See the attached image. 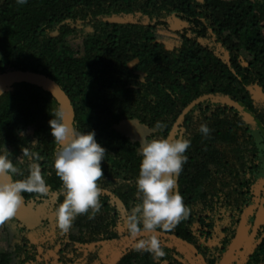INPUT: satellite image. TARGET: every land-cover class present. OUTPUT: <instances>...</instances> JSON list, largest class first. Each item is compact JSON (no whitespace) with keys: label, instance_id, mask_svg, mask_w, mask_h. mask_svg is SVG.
Wrapping results in <instances>:
<instances>
[{"label":"trees","instance_id":"1","mask_svg":"<svg viewBox=\"0 0 264 264\" xmlns=\"http://www.w3.org/2000/svg\"><path fill=\"white\" fill-rule=\"evenodd\" d=\"M163 31L179 44L169 47ZM14 71L65 97L29 80L0 87V146L24 175L18 158L36 139L50 185L57 110L70 129L94 131L106 153L95 218L78 215L62 232L55 217L36 243L15 236L0 264H227L244 228L251 248L231 264H264V0H0V75ZM125 119L147 127L146 139L191 141L175 185L190 211L173 231H156L163 256L134 251L124 224L141 159L139 141L117 130ZM55 188L62 200L61 181Z\"/></svg>","mask_w":264,"mask_h":264},{"label":"clouds","instance_id":"2","mask_svg":"<svg viewBox=\"0 0 264 264\" xmlns=\"http://www.w3.org/2000/svg\"><path fill=\"white\" fill-rule=\"evenodd\" d=\"M26 2L17 0L18 4ZM53 115L55 118L48 121L56 144L52 167L61 181L63 196L55 208V215L58 228L66 232L78 215L88 214L89 219H94L101 210L102 189L98 181L104 176L101 161L106 149L97 141L94 131L70 129L64 123L61 110ZM154 126L162 129L165 125L157 121ZM198 131L204 136L210 133L206 123H201ZM20 134L24 135L23 131ZM29 143L31 147L22 148L18 158L21 163L27 164L26 175L10 158L7 146H0V176L9 177L0 181V224L15 217L24 193L48 194L49 186L39 163L41 156L31 150L36 148L39 141L33 139ZM190 144L188 138L170 140L166 136L139 140L136 151L141 159L135 178L139 199L132 205L124 221L128 235L134 238V251L148 252L154 256L165 255L156 231L171 232L188 218L190 210L180 192L175 190V185L176 177L187 160L184 154ZM13 176L20 178L13 179ZM141 232L149 235L141 237Z\"/></svg>","mask_w":264,"mask_h":264},{"label":"rangeland","instance_id":"3","mask_svg":"<svg viewBox=\"0 0 264 264\" xmlns=\"http://www.w3.org/2000/svg\"><path fill=\"white\" fill-rule=\"evenodd\" d=\"M160 36V39L167 43L169 47L179 44L178 37L172 32L163 31L160 33ZM117 130L133 141H139L141 138L146 139L150 132L147 127L134 119L122 120L118 124ZM7 179L9 178L6 176H0V181ZM59 182L60 179L56 176L55 169L53 168L48 194L42 198L40 206H28L22 202L15 217L6 220L5 224L0 225V250H8L10 242H13L15 236L26 235L32 242L36 243L45 234L51 233L56 217L55 208L61 201L55 191V187ZM246 232L247 229L244 228L235 247L236 252L227 259V264H231L232 259H237L240 263L248 255L252 237ZM8 264L21 263L17 256H13Z\"/></svg>","mask_w":264,"mask_h":264},{"label":"water","instance_id":"4","mask_svg":"<svg viewBox=\"0 0 264 264\" xmlns=\"http://www.w3.org/2000/svg\"><path fill=\"white\" fill-rule=\"evenodd\" d=\"M14 80H29L33 82H38L40 84L46 85L50 87L54 93L65 103L64 95L54 86L51 85L49 81L46 79H42L38 77L36 74L28 72V71H14V72H6L0 75V87L5 85L8 82H12Z\"/></svg>","mask_w":264,"mask_h":264}]
</instances>
